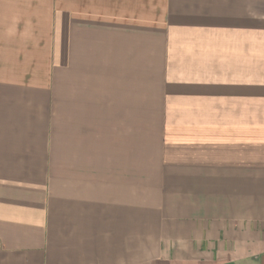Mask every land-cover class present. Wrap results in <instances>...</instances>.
Here are the masks:
<instances>
[{
	"label": "crops",
	"instance_id": "0c3cea01",
	"mask_svg": "<svg viewBox=\"0 0 264 264\" xmlns=\"http://www.w3.org/2000/svg\"><path fill=\"white\" fill-rule=\"evenodd\" d=\"M0 264H264V0H0Z\"/></svg>",
	"mask_w": 264,
	"mask_h": 264
}]
</instances>
